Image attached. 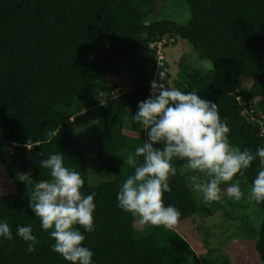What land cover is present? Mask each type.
<instances>
[{"label": "trees", "instance_id": "trees-1", "mask_svg": "<svg viewBox=\"0 0 264 264\" xmlns=\"http://www.w3.org/2000/svg\"><path fill=\"white\" fill-rule=\"evenodd\" d=\"M120 1L0 0V166L10 179L0 188V220L14 236L0 240V264H68L51 250L54 241L28 207L35 184L51 179L40 161L58 152L81 174L82 191L96 193V230L84 242L95 264H202L189 259L190 236L181 229L205 209L180 171L184 161H174L177 175L170 179L172 191L164 194L165 205L181 212L172 228L141 226L117 207L120 185L133 173L123 160L147 138L133 115L156 78L150 45L164 37L188 41L212 64L203 71L181 61L178 89L218 104L233 145L253 152L264 147V0H185L191 12L187 23L149 22L163 0ZM118 66L134 88L99 104V95L118 87L113 81ZM246 78L252 84L242 89ZM94 107L103 117L99 173L113 177L100 184L89 181L90 164L76 133L80 115ZM257 171L254 162L237 179L251 187ZM256 206L263 214L259 227L249 224L246 237L234 241L215 264H264V204ZM28 224L39 241L32 253L15 237L17 225Z\"/></svg>", "mask_w": 264, "mask_h": 264}, {"label": "clouds", "instance_id": "clouds-1", "mask_svg": "<svg viewBox=\"0 0 264 264\" xmlns=\"http://www.w3.org/2000/svg\"><path fill=\"white\" fill-rule=\"evenodd\" d=\"M159 79L162 83L151 82L149 98L139 102L133 115L147 138L123 160L133 173L120 185L117 207L141 226L172 228L181 212L174 204L165 205L164 194L172 191L170 179L177 175V160L186 163L187 186L204 204L222 202L225 193L233 201L244 198L237 176L245 177L256 162L258 171L247 198L264 204V147L253 152L233 145L217 103L202 99L196 91L173 87L164 71ZM39 167L48 170L51 179L35 184L28 207L54 241L51 250L68 264H95L94 253L84 242L86 234L96 230V193L82 191L85 181L65 165L61 152L42 159ZM15 237L26 243L28 253L39 243L31 224L17 225ZM13 239L9 223L0 220V240Z\"/></svg>", "mask_w": 264, "mask_h": 264}, {"label": "rangeland", "instance_id": "rangeland-1", "mask_svg": "<svg viewBox=\"0 0 264 264\" xmlns=\"http://www.w3.org/2000/svg\"><path fill=\"white\" fill-rule=\"evenodd\" d=\"M172 19L180 23H187L191 18V12L188 3L185 0H163L156 3L148 21L160 19ZM167 47L163 49V58H159L157 53L150 54L157 67L155 80L162 83L159 79L161 71L166 73V79L171 81L173 87L177 85V74L180 70V63L183 61L191 68H199L203 71H210L212 64L209 60L200 59L198 52L194 50L186 40L167 39ZM113 81L118 82L117 88H109L103 94L98 96L99 104L112 98L118 100L119 95L123 92L134 88L133 81L128 75L125 68L118 66L113 76ZM251 79H244L242 89L251 86ZM103 123L99 107L84 111L80 115V121L76 128V133L80 140L82 151L90 164L89 181L91 184H100L111 180L112 174L109 172L99 173L103 162L98 157L97 137ZM128 126V124H127ZM30 158H35L30 154ZM180 171L186 173V165L181 167ZM18 177L21 178L19 172ZM10 179L6 177L4 170L0 166V188L8 186ZM244 198L240 201H233L227 196L222 197V202H210L204 204L201 198L196 194L195 198L198 204L205 205L194 219L188 221L181 228L190 236L191 248L187 255L191 261L196 259L202 264L218 263L222 255H225L230 249L231 244L246 237V227L251 224L256 228L259 227L263 214L256 206L254 201L248 199L250 187L248 183H240ZM142 234V230L139 231Z\"/></svg>", "mask_w": 264, "mask_h": 264}, {"label": "built area", "instance_id": "built-area-1", "mask_svg": "<svg viewBox=\"0 0 264 264\" xmlns=\"http://www.w3.org/2000/svg\"><path fill=\"white\" fill-rule=\"evenodd\" d=\"M167 43V38H162L161 40H158L156 42H153L150 45V48L152 49L153 52L157 53V55L159 56V58H163V55L161 56L160 54L163 53V47L164 44ZM264 133V131H263Z\"/></svg>", "mask_w": 264, "mask_h": 264}, {"label": "water", "instance_id": "water-1", "mask_svg": "<svg viewBox=\"0 0 264 264\" xmlns=\"http://www.w3.org/2000/svg\"><path fill=\"white\" fill-rule=\"evenodd\" d=\"M124 1H125V0H121L120 3H121V2H124Z\"/></svg>", "mask_w": 264, "mask_h": 264}]
</instances>
